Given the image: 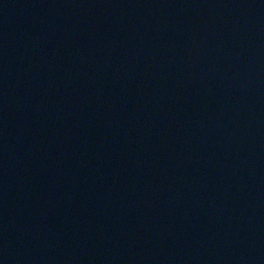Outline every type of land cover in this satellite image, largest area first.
I'll use <instances>...</instances> for the list:
<instances>
[{
  "label": "water",
  "instance_id": "95a60500",
  "mask_svg": "<svg viewBox=\"0 0 264 264\" xmlns=\"http://www.w3.org/2000/svg\"><path fill=\"white\" fill-rule=\"evenodd\" d=\"M0 264H264V0H0Z\"/></svg>",
  "mask_w": 264,
  "mask_h": 264
}]
</instances>
